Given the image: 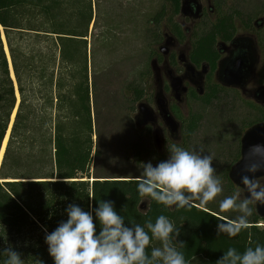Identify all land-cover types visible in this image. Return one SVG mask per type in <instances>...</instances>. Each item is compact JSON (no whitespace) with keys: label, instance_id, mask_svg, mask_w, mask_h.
Here are the masks:
<instances>
[{"label":"trees","instance_id":"trees-1","mask_svg":"<svg viewBox=\"0 0 264 264\" xmlns=\"http://www.w3.org/2000/svg\"><path fill=\"white\" fill-rule=\"evenodd\" d=\"M168 1L178 13L181 0ZM163 17L164 11L156 22ZM93 24L91 0H0V25L20 94L17 107L16 85L0 29V153L17 109L0 169V221H11L15 232L21 233L23 222L36 220L50 233L67 220L69 204L88 211L105 200L114 202L126 223L144 225L160 215L169 217L180 230L177 242L184 246L177 247L187 264L198 258L216 264L230 247L243 253L248 247L264 245V228L258 226L262 219L256 212L248 218L247 228L229 237L218 234L217 225H232L236 220L196 200L177 209L141 197L137 191L140 177H93L91 169L101 156L102 145L99 80L116 77L112 68L97 72L93 67L89 42ZM208 51L211 48L206 47L203 54L211 55ZM123 87L124 95L115 92L111 103L119 96L131 104L145 98L146 90L137 82ZM116 106L110 109L122 113ZM199 123L197 118L190 121V135ZM131 136L122 159L143 167L154 157L151 132L133 131ZM153 247L157 240L146 249L149 255ZM40 257L54 264L48 251Z\"/></svg>","mask_w":264,"mask_h":264},{"label":"rangeland","instance_id":"rangeland-1","mask_svg":"<svg viewBox=\"0 0 264 264\" xmlns=\"http://www.w3.org/2000/svg\"><path fill=\"white\" fill-rule=\"evenodd\" d=\"M91 1L96 21V25H91L89 35L90 57L94 58L93 67L97 72L112 68V73L116 76L112 80L111 76L110 78L101 76L99 80L102 145L101 156L94 160L91 173L93 177L94 174L121 178L140 177L143 167L122 159L126 152L125 147L131 141L132 132L141 131L134 120L137 106L140 103L131 104L121 100L120 96L111 103V97L117 91L124 95L123 86L130 82H137L146 90V97L142 102H148L153 106L154 79L150 63L157 57L156 54L163 43V35L170 24L169 18L173 17V8L168 0ZM213 1L222 4L227 15L238 11L245 22L252 15L263 17L264 14V0ZM162 11H164V17L157 23L155 18ZM209 24L212 25L214 22L211 21ZM236 26L239 34L244 33V25L240 20L236 22ZM261 37L262 64L260 70L264 74V32ZM254 86H264V80H258ZM167 95L169 96L170 92H167ZM17 102L18 107V97ZM113 104L120 107L122 113L117 112L116 109L113 112L110 109ZM193 118L199 119L200 123L195 133L190 135L188 126ZM112 119L117 122V126ZM261 119H264V109L249 102L235 91H219L208 104L202 100H188L179 118L185 127L180 134V139H172L165 127L161 125L165 137L161 139L160 144H157L155 137L151 136L154 157L150 161L155 165L167 159L168 149L173 144L189 151L203 149L204 154H210L213 157L215 175L220 179L223 190L206 204H201L199 200L196 201L204 207L236 220L241 213L234 210H222L220 203L236 191H241L229 179V173L241 159V140L244 134L252 124H256ZM260 184L264 185V181ZM250 206L253 212H256L254 204ZM258 226L261 229L264 228V220H261ZM157 247H161L159 240H157ZM195 260L191 264H208L203 258Z\"/></svg>","mask_w":264,"mask_h":264},{"label":"clouds","instance_id":"clouds-1","mask_svg":"<svg viewBox=\"0 0 264 264\" xmlns=\"http://www.w3.org/2000/svg\"><path fill=\"white\" fill-rule=\"evenodd\" d=\"M168 151L167 159L155 165L151 161L143 164L137 182L141 197L182 209L193 200L206 204L222 192L210 154H204L203 149L189 151L176 144ZM243 183L247 196L242 198L238 190L220 203L222 210L238 211L241 215L232 225L219 223L218 234L238 235L248 227V218L253 214L250 205L264 204V185L248 177L243 178ZM65 212L67 220L45 235L54 264H187L184 253L177 247L184 246L183 242H177L180 230L165 215L158 216L154 223H126L114 202L105 200L99 201L95 208L90 206L88 211L69 204ZM153 240H159L161 247H153L149 255L146 249ZM4 252L7 255L4 264H24L21 254L11 246ZM216 264H264V245L248 247L243 253L230 247Z\"/></svg>","mask_w":264,"mask_h":264},{"label":"flooded vegetation","instance_id":"flooded-vegetation-1","mask_svg":"<svg viewBox=\"0 0 264 264\" xmlns=\"http://www.w3.org/2000/svg\"><path fill=\"white\" fill-rule=\"evenodd\" d=\"M184 2L191 3L188 14L182 12ZM170 3L173 8V17L169 18V28L163 35V43L159 47L157 57L150 63L154 79L153 106L148 102H142L145 98L138 102L147 103L157 121L155 124L140 129V132L150 130L151 136L154 137V132L159 130L161 142V139L165 137L161 126L163 125L172 139H180V134L185 127L179 118L188 100L196 99L206 103L216 97L219 91L238 92L249 102L264 109V105L257 100L263 93L264 86H254L258 80H264L263 71L260 70L262 64L260 39L264 32V14L263 17L252 15L251 18H247L246 23L241 19L238 11L227 15L223 5L213 0H181L178 13L173 3ZM198 7L201 9L199 15L196 13ZM239 20L244 25V33L241 34L236 26ZM211 21L214 24L210 25ZM211 35L213 38L207 41ZM206 47L207 50L208 47L211 48V51H208L211 55L203 54ZM202 54L203 56H199ZM244 55L247 60L243 62V74L247 77L246 73H250L249 78L244 79L246 84L242 87L224 86L218 77L221 63L231 60L237 63L238 59ZM188 65L195 68L193 76L188 74ZM176 79L182 80V92L181 89L177 92L173 89ZM159 92L163 93L171 118H174L179 125L176 133L168 128L159 111L157 105ZM167 92H170L169 96ZM257 182L260 183L262 180Z\"/></svg>","mask_w":264,"mask_h":264},{"label":"water","instance_id":"water-1","mask_svg":"<svg viewBox=\"0 0 264 264\" xmlns=\"http://www.w3.org/2000/svg\"><path fill=\"white\" fill-rule=\"evenodd\" d=\"M190 2H184L182 6V12L184 14L189 13ZM201 9L198 7L196 10L197 15H199ZM0 29L3 33V42L5 48H7V41L3 28L0 25ZM9 63L11 67V72L13 73L11 59L8 55ZM246 56H242L238 59L237 63L233 62H223L220 65V71L218 77L224 86L230 87H242L245 83L244 79L249 78V72L246 73L247 77L243 74V62L246 61ZM188 74L190 76L194 75L195 68L192 65H188ZM12 76L15 85L16 92L18 95V87L16 79ZM182 85L181 79H176L175 84H173V89L177 92L180 91ZM182 92V89H181ZM260 104L264 105V91L261 96L257 99ZM157 105L159 107L161 115H163V120L166 122L168 128L176 133L179 130V125L174 118H171L166 105L165 98L162 92L157 94ZM135 123L139 129H144L150 124H155L157 119L151 107L147 103H141L138 106V114L134 118ZM12 123V119H11ZM14 123V122H13ZM11 126V125H10ZM13 127V124L12 126ZM154 137L157 144H160V131L156 130L154 132ZM1 169V167H0ZM248 177L250 181L257 182L259 180L264 181V123H259L251 127L243 136L241 140V159L232 168L229 173V179L232 183L240 188L242 191V196H247V186L243 183V178ZM255 211L257 215L264 220V204H254Z\"/></svg>","mask_w":264,"mask_h":264},{"label":"crops","instance_id":"crops-1","mask_svg":"<svg viewBox=\"0 0 264 264\" xmlns=\"http://www.w3.org/2000/svg\"><path fill=\"white\" fill-rule=\"evenodd\" d=\"M22 224L21 233H17L11 221H0V264L6 261L7 255L4 249L9 246L21 254L24 264H48V258L40 257L42 251H48L45 243L47 229L36 220H27Z\"/></svg>","mask_w":264,"mask_h":264},{"label":"bare ground","instance_id":"bare-ground-1","mask_svg":"<svg viewBox=\"0 0 264 264\" xmlns=\"http://www.w3.org/2000/svg\"><path fill=\"white\" fill-rule=\"evenodd\" d=\"M6 52H7V55H9L8 46H7V48H6ZM9 57H10V55H9ZM10 59H11V58H10ZM11 75L13 76V75H14V72H13V73L11 72ZM14 77H15V76H14ZM17 97H18L19 102H20V94H19V92H18ZM18 106H19V105H18ZM16 113H17V109L14 111V114H13V117H12V123H11V126H12L14 120H15ZM11 126L9 127V132H8V134H7V137H6L5 141H4V143H3L2 150H1V153H0V167H1L2 162H3V159H4V155H5V152H6L7 145H8V141H9L10 133H11V130H12V128H13V127H11Z\"/></svg>","mask_w":264,"mask_h":264}]
</instances>
